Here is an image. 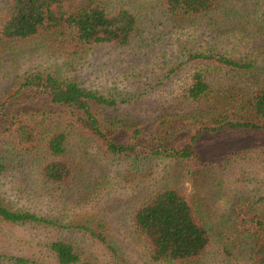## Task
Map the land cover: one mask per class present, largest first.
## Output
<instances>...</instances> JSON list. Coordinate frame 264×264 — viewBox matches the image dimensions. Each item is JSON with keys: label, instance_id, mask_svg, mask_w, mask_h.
Returning <instances> with one entry per match:
<instances>
[{"label": "rangeland", "instance_id": "374dc122", "mask_svg": "<svg viewBox=\"0 0 264 264\" xmlns=\"http://www.w3.org/2000/svg\"><path fill=\"white\" fill-rule=\"evenodd\" d=\"M107 1L125 4L136 19L127 45L67 44L56 34L4 42L0 45V101L24 77L49 74L113 100V107L98 108L113 138L127 139L134 129L154 133L159 118L171 116L168 121L173 123L180 146L183 135L197 121L189 117L201 114L208 125L213 118L240 116L236 98L244 73L208 63L212 93L191 101L184 94L195 67L189 57L202 53L247 63L252 69L246 78L263 80L262 0H234L190 17L168 15L162 0ZM83 2L77 0L66 7L76 10ZM4 10V0H0V21ZM213 65L219 68L212 70ZM110 122L118 125L109 127ZM91 142L74 136L67 141L65 160L70 175L55 184L43 181L36 166L22 154L11 153L8 141L0 135V157L5 160L1 161L0 204L56 224L13 225L0 220V264H15L16 258L29 264H57L47 249L54 241L73 247L76 264H252L248 233L244 235L235 226L232 211L240 208V219L255 206L252 202L264 180V137H233L226 132L201 138L196 152L206 164L198 178L188 174L193 170L184 163L168 158L112 157ZM169 188L180 190L201 206L208 228L205 250L184 263L150 261L146 243L130 221L134 209ZM78 226L100 233L106 244Z\"/></svg>", "mask_w": 264, "mask_h": 264}, {"label": "trees", "instance_id": "16d2710c", "mask_svg": "<svg viewBox=\"0 0 264 264\" xmlns=\"http://www.w3.org/2000/svg\"><path fill=\"white\" fill-rule=\"evenodd\" d=\"M77 0H4L5 10L0 21V45L14 40H25L40 35H58L64 43L93 46H125L132 37L136 19L128 7L107 0H84L76 10L66 7ZM234 0H162L163 10L170 16L190 17L208 13L221 4ZM264 12V0L261 2ZM194 70L185 85V97L199 101L212 93L208 82V63L223 66L237 74L244 73L242 89L236 102L240 116L207 122L201 114L184 137V145L174 134L170 117L159 118L154 133L133 130L126 139L113 138L98 113L100 107H113V100L79 88L72 82H61L49 74H32L19 81L14 90L0 101V135L8 141L11 153L22 154L38 171V176L55 184L65 182L70 175L67 141L71 137L92 141L112 157L148 160L168 158L186 164L200 177L205 168L196 152L197 142L205 136L226 133L233 137H264V79L248 80L246 72L252 65L231 61L223 56L202 53L190 56ZM213 68H219L216 65ZM208 70V71H207ZM97 109V111H96ZM206 116V115H205ZM238 116V114L236 115ZM118 125L108 123L109 127ZM117 128V127H116ZM120 128V127H119ZM187 131L185 132V134ZM174 134V135H173ZM0 157V172L4 169ZM204 162V161H203ZM201 163V164H200ZM209 165V164H208ZM243 218L240 208H233L235 226L243 230L251 243L252 264H264V180L261 192ZM201 206L193 203L178 189H162L150 196L130 215L134 232L146 243V254L152 262L184 263L200 256L208 245L209 236ZM253 207V208H252ZM246 209V208H244ZM238 219V221H236ZM0 220L13 225H56L27 212L11 211L0 204ZM84 230L101 244H106L100 233ZM47 249L57 264H76L78 256L73 247L62 241L48 244ZM15 264H29L14 259ZM30 264H34L30 262Z\"/></svg>", "mask_w": 264, "mask_h": 264}]
</instances>
